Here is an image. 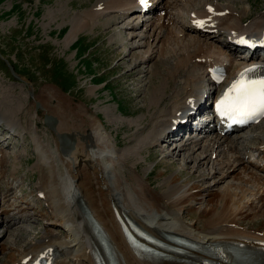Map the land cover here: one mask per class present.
Returning <instances> with one entry per match:
<instances>
[{
	"label": "bare ground",
	"instance_id": "obj_1",
	"mask_svg": "<svg viewBox=\"0 0 264 264\" xmlns=\"http://www.w3.org/2000/svg\"><path fill=\"white\" fill-rule=\"evenodd\" d=\"M199 3L202 5L193 7L192 1L148 0L145 6H150V10L143 16L140 0H97L86 8L89 21L81 13L75 19L73 30L69 34L78 35L83 30L95 28L94 20L103 16L111 18L101 20L100 25L103 27L110 26V21L118 24L125 17H132L131 21H135L126 25L128 29H136L141 23L150 21L149 32L141 42V46L146 48L141 55H137V59L138 63L152 61L149 76L146 77L147 98H144L145 95L142 98L156 109L150 118L147 135L142 140L154 144V147L170 139L179 141L184 132H195L189 126L188 119L185 120L189 116H182L179 112L192 104L191 98L196 97L201 109L206 104L204 93L212 88H206L205 71L209 67L216 63L224 64L229 84L245 69L264 66V58L257 53L235 55L234 44L226 39L227 34L232 31L264 39V8L249 17L248 10L230 6L232 1L224 3L221 0H204ZM130 33L129 35L135 34ZM223 35L225 38H221ZM114 42L122 41L116 38ZM173 44H176L177 50ZM170 59L173 61L169 66L167 60ZM170 81H174L176 85L170 86ZM96 89L97 86H94L88 90L93 92ZM47 91L45 90L46 96H50L40 99V102L44 112L52 114L46 115L55 119L53 124L47 125L53 129V133H48L45 127L38 129V122L43 116H39L34 109L26 112L24 120L21 116L15 117L20 118L19 123L0 116V127L5 126L2 130L9 131L10 137L26 134L31 138L36 155V163L32 166L39 172V178L35 182V199L46 203L44 209L53 220L49 219L64 226L67 234L64 239H57L53 233L45 231L41 237H37L39 239H33L35 242L31 240L32 244L29 242L27 248L18 253L19 256L10 252L11 247L7 248L2 243L0 253H5L7 257L4 264H30L39 256H44L48 264H69L61 259L62 255L67 258L69 256L74 264H101L95 253L101 249V236L94 233L89 213L101 225L110 244L112 258L118 264H182L148 256L130 247L123 237L113 208L119 214L130 216L158 237L176 234L191 238L201 245L235 246L264 255V165L248 161L255 171H246L247 166L242 165L243 170L237 171L239 175L235 177L239 183L230 182L215 193L208 189L210 196L204 200L200 198V203L205 202L203 209L196 219L187 223L183 220V214L179 215L175 208L184 207L192 199H198L201 196L200 186L190 182L180 183L176 172L166 177L168 180L165 179L158 189L153 187L143 177L148 172L139 174L135 170L136 164H133L134 167L127 164L133 149H128L123 157L117 156V144L110 140L103 121L96 113L82 103H75L55 87H49V92ZM167 96L170 98L169 104L164 101ZM203 127L204 125H200V129ZM189 128V131L186 130ZM62 136L68 139L69 146L61 145ZM240 137L242 136L235 135L229 138L227 134L221 135L209 128L203 134L202 131H198V135L187 134L185 141L176 144L173 149L182 150L185 145L184 149L195 151V148L200 147L198 158L190 157L200 162L213 160L210 171L200 174L201 177L220 172L225 179L229 176V170L233 176L238 163L246 162L247 165L237 146V139ZM258 138L253 148L264 159V135ZM138 140L139 148H134L139 152L144 144L141 145L143 141ZM1 150L3 149L0 148ZM7 161V153L3 150L0 152V173L6 168ZM13 173L12 171L11 176L16 179L17 176ZM64 183L66 187H63ZM14 192L15 187L11 184L2 192L0 189L4 203L11 200ZM25 210L20 211L26 212ZM25 218L33 219L34 215L26 213ZM17 219L18 215H10L8 211L0 215V223L8 227L16 223ZM250 222L251 225L257 224V228L243 226ZM9 248L10 251L5 250Z\"/></svg>",
	"mask_w": 264,
	"mask_h": 264
},
{
	"label": "rangeland",
	"instance_id": "obj_2",
	"mask_svg": "<svg viewBox=\"0 0 264 264\" xmlns=\"http://www.w3.org/2000/svg\"><path fill=\"white\" fill-rule=\"evenodd\" d=\"M96 1L0 0V116H6L14 123H19L20 118L15 117L21 116L24 120L29 109H34L41 117L51 114L49 111L44 112L40 99L48 98L50 95L46 96L45 90L49 92V87H55L63 95L72 98L75 103L84 104L101 118L110 140L117 144V156L123 157L128 153V149L134 150L129 155L127 164L132 167L136 164L135 170L139 174L148 172L149 174L143 177L153 187L158 189L168 180L166 177L176 172L180 183L190 182L200 186L201 196L198 199H192L184 207L175 208L179 215L183 214L185 222L191 223L205 205L204 201L200 203V198L204 200L210 196V192L221 191L230 182L239 183L235 177L239 175L237 171L243 170V166H247L246 171H255L248 161L259 163L261 160L254 148L258 137L264 135V121L229 136H242L237 139V146L247 165L246 162L238 163L233 176L229 170V176H224L225 179L220 172L201 177L210 171L213 160L200 162L191 158L190 155L198 158L200 147L195 148V151L184 149L185 145L182 150L173 149L176 144L185 141V135L179 141L170 139L155 147L154 144L143 141L142 138L149 130L150 118L156 109L148 100L142 98L147 91L146 77L149 76L152 61L138 63L137 59V55H141L146 48L141 46V42L144 40L143 36L149 32L150 21L141 23L136 29H128L130 22L135 21H131L132 17H125L126 19H120L118 24L110 21V26L103 27L100 25L101 20L107 17L103 16L94 20L95 28L83 30L78 35H69L75 19H78L81 13L89 21L86 8ZM185 1H192L193 7H199L202 5L199 1L204 0ZM221 1H232L230 6L248 10L249 17L264 8V0ZM107 18L111 20L110 17ZM130 32L135 34L129 35ZM116 38L122 42H114ZM199 38L203 39L200 36ZM174 45L176 44H173V47L177 50L178 47ZM130 52H133L132 55L128 54ZM172 61L173 59L167 60V64L170 66ZM13 66L16 72H13ZM172 85L176 83L170 81V86ZM94 86H97L95 91L88 90ZM144 98H147L146 95ZM169 99L167 96L165 104H169ZM36 101L40 104L38 108ZM42 127L47 128L48 133H53V129L47 126L43 119L38 122V129ZM0 128V148L6 151L8 156L6 168L0 173V189L2 192L9 184L15 187L14 196L7 203H4L3 195H0V215H3L4 211H8L10 215H18L17 222L11 227L0 223V244L11 247L12 251L10 248L5 250L19 256L18 253L43 232L47 231L53 233L57 239H64L67 230L49 219L51 217L46 208L44 209V201L35 199V182L39 178V172L33 168L36 155L31 138L26 134L10 137L9 131L2 130L5 126L1 125ZM249 129L251 130L247 131ZM138 139L143 141L141 145L144 144L139 152ZM135 146L137 148H134ZM212 159L215 160L213 155ZM12 171L17 176L16 179L11 176ZM159 172L163 174L160 175ZM21 209H26V212L20 211ZM26 213L33 214L34 218H25ZM258 220L257 222L261 221ZM249 224L243 226L257 228V224ZM0 258V264H4L7 259L5 253H0ZM61 259L74 264L69 256L67 258L62 255Z\"/></svg>",
	"mask_w": 264,
	"mask_h": 264
},
{
	"label": "snow or ice",
	"instance_id": "obj_3",
	"mask_svg": "<svg viewBox=\"0 0 264 264\" xmlns=\"http://www.w3.org/2000/svg\"><path fill=\"white\" fill-rule=\"evenodd\" d=\"M140 3L146 5L148 0H140ZM253 71L254 68H248L240 73V79L233 82L217 101L216 108L220 115L246 119L264 115V78L245 80L247 73Z\"/></svg>",
	"mask_w": 264,
	"mask_h": 264
},
{
	"label": "water",
	"instance_id": "obj_4",
	"mask_svg": "<svg viewBox=\"0 0 264 264\" xmlns=\"http://www.w3.org/2000/svg\"><path fill=\"white\" fill-rule=\"evenodd\" d=\"M45 122L46 123H53L54 122V118L53 117H51V116H45ZM60 142H61V145L63 146V147H67V146H69V141H68V139L65 137V136H62L61 138H60Z\"/></svg>",
	"mask_w": 264,
	"mask_h": 264
}]
</instances>
